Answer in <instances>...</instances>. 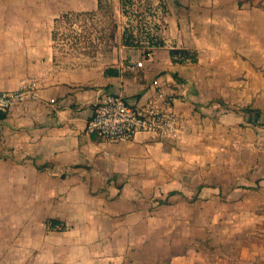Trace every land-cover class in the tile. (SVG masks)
<instances>
[{
  "label": "rangeland",
  "instance_id": "374dc122",
  "mask_svg": "<svg viewBox=\"0 0 264 264\" xmlns=\"http://www.w3.org/2000/svg\"><path fill=\"white\" fill-rule=\"evenodd\" d=\"M2 1L40 5L35 20L57 15L55 64L78 84L101 85L113 67L130 72L138 53L156 59L148 100L171 101L175 122L154 135L175 154L157 183L126 178L91 198L23 188L0 167V264H264V30L245 13L264 12V0ZM172 49L197 59L172 61L186 68L181 77L166 68ZM221 88L239 97L227 91L226 102ZM53 217L65 228L51 229Z\"/></svg>",
  "mask_w": 264,
  "mask_h": 264
},
{
  "label": "crops",
  "instance_id": "0c3cea01",
  "mask_svg": "<svg viewBox=\"0 0 264 264\" xmlns=\"http://www.w3.org/2000/svg\"><path fill=\"white\" fill-rule=\"evenodd\" d=\"M41 8L38 4L13 5L0 0V91L28 87L30 92L28 99L0 119V167L8 176L17 175L14 183L18 186L73 190L76 198L86 193L91 198L90 190L117 189L126 178L135 182L147 174L155 175L152 179L157 183L164 167L172 169L168 164L170 159L174 163L172 146L151 133H139L126 143L107 144L98 136L87 135L86 125L106 91L129 101L146 102L154 93L149 78L159 62L145 60L137 51L129 60L142 63L144 68L134 66L133 71L126 72L113 67L105 71L101 85L78 84L75 72L62 71L55 64L51 26L57 15L35 20L32 14ZM245 13L260 21L258 25L252 22L255 33L264 30V12L253 9ZM168 57L171 63L167 69L180 77L186 73L185 67L172 62L169 52ZM110 71L116 72L115 76ZM227 91L230 101L237 100L240 92L233 88H221L216 93L230 102L226 100ZM79 164L90 168L76 169ZM64 169L65 176L53 175ZM99 202L106 205L102 199Z\"/></svg>",
  "mask_w": 264,
  "mask_h": 264
},
{
  "label": "built area",
  "instance_id": "2783aa9c",
  "mask_svg": "<svg viewBox=\"0 0 264 264\" xmlns=\"http://www.w3.org/2000/svg\"><path fill=\"white\" fill-rule=\"evenodd\" d=\"M142 68V63L129 65ZM30 97L28 87L17 91H0V114ZM175 112L171 101L162 103L157 98L141 103L129 101L123 95L104 92L95 104L93 116L86 125V134L98 136L104 143L119 144L133 140L139 133H164L173 127Z\"/></svg>",
  "mask_w": 264,
  "mask_h": 264
},
{
  "label": "trees",
  "instance_id": "16d2710c",
  "mask_svg": "<svg viewBox=\"0 0 264 264\" xmlns=\"http://www.w3.org/2000/svg\"><path fill=\"white\" fill-rule=\"evenodd\" d=\"M64 16H67V14H64ZM55 22H58V19L57 18L55 19L54 23ZM54 38H55L54 33H52V41L53 42L55 41ZM131 40H132V35L129 34L128 31H125L124 32V35H123V45L124 46H127V47L133 46L131 44ZM169 55H170V58L172 59L173 62H175L177 56H181L184 59L191 58L194 61L197 60L195 56L190 57V53L187 50H182V49H172V50L169 51ZM180 62H183V61H180ZM115 74H116V72L110 71V75L111 76H115ZM3 118H5V114H0V119H3ZM172 194H174V193H172ZM48 223H49L48 225H49V227L51 229L57 228V226L60 225V224L63 226V228H65L64 223L61 222L60 220H57V219H50L48 221Z\"/></svg>",
  "mask_w": 264,
  "mask_h": 264
}]
</instances>
